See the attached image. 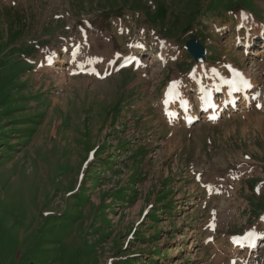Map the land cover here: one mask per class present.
<instances>
[{
	"label": "rangeland",
	"instance_id": "rangeland-1",
	"mask_svg": "<svg viewBox=\"0 0 264 264\" xmlns=\"http://www.w3.org/2000/svg\"><path fill=\"white\" fill-rule=\"evenodd\" d=\"M191 38L264 94V0H0V264H264V128L239 118L263 113L173 132L161 112L176 79L197 111ZM55 51L61 85L33 64ZM247 232L256 251L231 255Z\"/></svg>",
	"mask_w": 264,
	"mask_h": 264
},
{
	"label": "bare ground",
	"instance_id": "bare-ground-1",
	"mask_svg": "<svg viewBox=\"0 0 264 264\" xmlns=\"http://www.w3.org/2000/svg\"><path fill=\"white\" fill-rule=\"evenodd\" d=\"M239 21H244L243 23L245 24V26H249L248 23L249 22H253L256 25H259L258 23H256L255 21H253L250 16L243 14L240 16V18L238 19ZM238 23V22H237ZM260 26H263L260 24ZM262 32V31H260ZM87 38V37H86ZM85 38V40H86ZM246 41V39L244 40ZM79 43V42H78ZM76 45V44H75ZM263 47H261L260 49L256 50L254 53H252V56L254 57H264V44H262ZM66 44H64L63 46H61L60 51H64L66 50ZM78 47V46H77ZM76 47V48H77ZM130 48L136 47L135 43H130L129 44ZM241 47L243 48V50H245L246 48V44L245 42L241 44ZM230 49V48H229ZM87 52V51H86ZM75 54V53H74ZM241 55H244V53H242ZM92 57V61L90 63V66L93 67V69H95V64L96 62H100L104 65L103 62V58H102V54L98 55L94 52L93 49H90L88 52V58L90 59V57ZM95 57V58H94ZM131 56H124L122 57L121 61L127 60L129 59ZM155 58H162L161 55L154 57L153 62H157V60ZM243 59H250V56H244ZM85 60V59H84ZM83 60V61H84ZM40 65L38 67V69H40L41 72L48 74V73H52V72H57L59 73V75L57 76H53L56 80V82H58L59 85H61V83H63L66 78V74L62 71L63 69H58L59 67H56L55 65L58 63H64L66 62V57H59L58 56V52H52L50 53V55H45V56H41L40 58ZM83 63V62H82ZM84 65V64H83ZM86 67H89V64H87V60H86ZM82 66V64H81ZM251 66V64H250ZM84 67V66H83ZM207 67V66H206ZM205 66H197L195 68V71L190 72V74L187 76V78H193V85H195V91L194 94L195 96L191 97L194 100H198L199 102V111H194L193 109V105L192 103H190L191 100L188 99V95L187 93H185L184 87H181L182 85H180V81L179 80H175L173 81V84L176 86V96H175V101L171 103L170 108L172 109L173 107L176 108L177 110L182 111V113L184 114V118H182L181 120L175 121V122H170L169 120H166V123H168V126L173 128L174 131L173 132H178L176 131L177 129L181 128L176 126V124H178L179 122L183 123V126H185L186 124L184 123V120L186 118V116H189L192 118L193 122H195L196 120H198L199 118H203L205 119L209 125H216L214 124V122L209 123L208 121V117L209 114L204 115L202 113V111L205 109L204 107L207 106V99L209 95H214L215 99L217 98V91L220 90L222 95L224 96V100L221 101L220 103H218L215 100V104L219 105L220 108L222 107L223 104L225 103H230L232 99L236 100V105H235V109L237 108V103L238 101H241V107L240 110H244L246 108H250L251 106H256L257 108H259L261 110V112L263 113V115H259L258 117H255V119L251 118L247 113H241L239 118L241 119H245L248 122H250V124H252L253 126H255L256 128L258 127L259 129L264 128V106L262 104V100L264 99V95L262 97V100H259V92H258V88L259 85L256 83H252V76L250 72H245L243 71L242 73L246 76L247 80L249 81V85L250 88L246 89L245 87H237V90L233 89L229 83V79H226V77L224 76V74L212 67L206 69ZM57 68V70H56ZM229 68H232V66H230ZM92 69V68H91ZM92 69V70H93ZM73 70V69H72ZM71 70V71H72ZM78 70L83 71V74H90V71L88 70H83L81 67L78 68ZM253 70V69H252ZM41 73V74H43ZM95 74H98V72H95ZM181 75V74H180ZM204 75L205 78L207 76L208 81L211 80V83L209 85H206V80L204 79ZM71 77V76H70ZM107 78V77H106ZM192 82V81H191ZM49 84V82H47V85ZM94 85V84H93ZM96 85V84H95ZM169 85V84H168ZM167 85V86H168ZM62 87V86H61ZM95 87V86H94ZM207 87V88H206ZM66 88V87H65ZM166 92V88L163 90V94ZM65 95V94H63ZM62 95V96H63ZM63 98V97H62ZM59 99V98H58ZM164 99V98H163ZM56 100V99H55ZM61 101V100H60ZM162 102V101H161ZM60 103V102H59ZM161 104V103H160ZM58 105V103H57ZM60 105V104H59ZM195 106V104H194ZM54 109V108H53ZM221 110V109H220ZM55 114V111H54ZM232 114V110H230L229 112H226V118L233 116L236 117V115H231ZM217 116H219L218 121H220V118L222 116V114H220L219 112H217ZM203 125V124H202ZM218 125V123H217ZM192 126V125H191ZM191 129V127H189ZM263 130V129H262ZM172 133V131H171ZM172 135V134H171ZM173 136V135H172ZM171 136V137H172ZM175 136V135H174ZM51 137V136H50ZM176 138V137H175ZM181 139V137L179 138ZM178 139V140H179ZM181 142V141H180ZM224 164V163H223ZM195 167V165L193 166ZM197 167V166H196ZM220 169V168H219ZM216 170V169H215ZM224 170V169H223ZM261 172V171H260ZM214 174V173H213ZM216 174V173H215ZM221 174V173H220ZM229 174V173H228ZM232 174V173H231ZM204 175V174H203ZM219 174H217L218 176ZM212 176V175H211ZM210 176V177H211ZM234 176V175H233ZM209 177V176H208ZM213 177V176H212ZM204 176H202V174H200V178L199 181H201L203 179L202 182H204ZM216 178V177H215ZM219 178V177H218ZM225 178V177H224ZM229 178V177H228ZM213 179V178H212ZM206 180V179H205ZM211 180V179H210ZM214 180V179H213ZM217 180V179H216ZM209 181V180H208ZM212 181V180H211ZM230 181V180H229ZM239 182V181H238ZM206 183V182H205ZM226 183V181H225ZM228 183V182H227ZM231 183V182H230ZM203 184V183H202ZM234 184V183H232ZM226 185V184H225ZM224 185V186H225ZM230 185V184H229ZM231 186V185H230ZM236 186V185H235ZM238 186V184H237ZM220 187V186H219ZM234 188V187H233ZM213 189V188H212ZM190 190V189H189ZM210 191V190H209ZM217 191V190H216ZM229 191V190H228ZM236 191V189H235ZM225 192V191H224ZM232 192V190H231ZM212 194V193H211ZM228 194V193H227ZM222 195V194H221ZM220 196V195H219ZM222 197V196H221ZM227 197V196H226ZM235 197V196H234ZM216 200V199H215ZM233 200V199H232ZM221 202V200H220ZM224 202V201H223ZM228 202V201H227ZM232 202V201H231ZM214 203V202H213ZM217 204V203H216ZM221 205V204H220ZM228 205V204H227ZM124 206V205H123ZM207 206V205H206ZM215 206V205H214ZM212 206V207H214ZM206 208V207H205ZM210 208V207H209ZM220 208V207H219ZM215 209V208H214ZM119 210V209H118ZM140 211V210H139ZM205 211V209H204ZM208 213V212H207ZM210 216V215H209ZM208 218V216H207ZM263 223V222H262ZM264 225V223H263ZM263 230V229H262ZM261 237V236H260ZM260 237H256L255 234H251L250 236L246 237V238H242L240 241V247L242 248H247L252 250L253 248H255L258 245L259 242V238ZM240 247L236 246V247H232L230 250V254L231 255H235L239 252Z\"/></svg>",
	"mask_w": 264,
	"mask_h": 264
},
{
	"label": "water",
	"instance_id": "water-1",
	"mask_svg": "<svg viewBox=\"0 0 264 264\" xmlns=\"http://www.w3.org/2000/svg\"><path fill=\"white\" fill-rule=\"evenodd\" d=\"M186 50L191 54L197 63H203L205 61V49L200 44L199 40L192 38L186 42Z\"/></svg>",
	"mask_w": 264,
	"mask_h": 264
},
{
	"label": "snow or ice",
	"instance_id": "snow-or-ice-1",
	"mask_svg": "<svg viewBox=\"0 0 264 264\" xmlns=\"http://www.w3.org/2000/svg\"><path fill=\"white\" fill-rule=\"evenodd\" d=\"M238 75V74H237Z\"/></svg>",
	"mask_w": 264,
	"mask_h": 264
}]
</instances>
